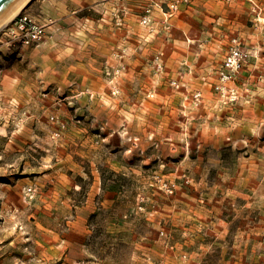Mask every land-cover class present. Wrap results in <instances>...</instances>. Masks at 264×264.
Returning a JSON list of instances; mask_svg holds the SVG:
<instances>
[{"label": "rangeland", "instance_id": "rangeland-1", "mask_svg": "<svg viewBox=\"0 0 264 264\" xmlns=\"http://www.w3.org/2000/svg\"><path fill=\"white\" fill-rule=\"evenodd\" d=\"M37 1L20 12L27 15ZM115 1L117 26L123 24L120 9L131 6L129 44L117 48L114 65L106 59L96 89H79V95L126 109L98 118L107 124L95 133L94 145L104 137L145 138L149 153L137 146L123 165L133 171L102 174L104 186L116 193L115 204L88 218L86 254L78 260L70 251L68 264H264V97L254 103L243 95L238 74L221 83L224 60L209 87L211 98L164 76L158 44L174 38V18L190 0ZM242 1L247 25L257 28L255 6ZM21 48L29 47L8 48L0 33V264H38L32 238L15 237H43L38 227L50 219L26 206L32 189L13 187L24 166L44 164L34 159L59 147L68 122L92 116L82 114L81 101L68 108L64 94L46 95L70 84L42 83L37 97H7L19 88L12 75L22 70L11 49ZM125 57L128 66L120 64ZM60 219L53 223L61 225Z\"/></svg>", "mask_w": 264, "mask_h": 264}, {"label": "crops", "instance_id": "crops-1", "mask_svg": "<svg viewBox=\"0 0 264 264\" xmlns=\"http://www.w3.org/2000/svg\"><path fill=\"white\" fill-rule=\"evenodd\" d=\"M248 1L260 10V16L255 20L259 23L257 28L255 24L254 27L247 25L246 4L242 0H190L180 6L173 22L174 38L163 40L157 48L162 55L164 76L171 75L173 80L191 91L200 90L205 98H211L209 87L217 81L216 71L224 60L230 41L237 39L250 55L238 73V86L243 95L247 93L254 103L259 102L264 97L263 84L258 79L264 72L261 25L264 22V0ZM130 9V5L120 9L123 20L120 26L113 20L118 11L115 0H38L25 9V13L37 23H50L46 29L48 37L37 47L11 49L12 57L22 70L12 75L14 86L19 88L7 97H37L42 83L45 84L43 88L50 83H54L53 88L60 87L59 84L78 85V88L62 86L58 91L50 89L46 95L64 94L66 107L81 101L82 114L92 115L91 120L86 116L83 120L68 122L59 147L51 148L44 157H32L36 163L43 160L44 164L24 166L22 178L13 187L15 191L32 189L34 198L25 203L26 206L50 219L38 227L43 237H15L21 242L24 238H32L37 246L34 258L38 264H51L53 260L68 264L70 251L76 252L78 260L83 259L87 251L88 218L96 210L111 209V204H115L116 193L104 186L102 174L133 171L126 168L127 157L132 156L137 146L141 153H149L150 140L145 138L136 143L129 139L118 141L104 137L102 143L94 145L95 133L107 124L98 118L126 109L119 105L102 107L91 103L86 95H79V89H96L95 83L106 59L107 63L114 65L117 48L129 44L127 35L133 32L127 19L131 17ZM128 62L125 57L120 64L128 66ZM140 62L143 66V59ZM184 66L189 67V73ZM67 117H71V110ZM26 126L32 124L24 127L31 129ZM163 142L164 139L160 145ZM122 152L124 163L120 160ZM47 161L49 164H45ZM124 164L127 165L123 167ZM55 217L61 218V225L53 223Z\"/></svg>", "mask_w": 264, "mask_h": 264}, {"label": "built area", "instance_id": "built-area-1", "mask_svg": "<svg viewBox=\"0 0 264 264\" xmlns=\"http://www.w3.org/2000/svg\"><path fill=\"white\" fill-rule=\"evenodd\" d=\"M255 8L257 10L255 18L257 19L260 16V10L257 7ZM46 27L47 25L37 23L30 16L19 12L1 28L0 33L8 48L30 47L39 45L47 39ZM262 33L264 37V25L262 27ZM249 57L250 55L241 47L237 39H232L223 61L220 82L228 83L233 81ZM258 78L264 84V76L262 75ZM198 96L199 93L194 94V98H198ZM230 96L233 99L236 98L234 90H230Z\"/></svg>", "mask_w": 264, "mask_h": 264}, {"label": "water", "instance_id": "water-1", "mask_svg": "<svg viewBox=\"0 0 264 264\" xmlns=\"http://www.w3.org/2000/svg\"><path fill=\"white\" fill-rule=\"evenodd\" d=\"M24 2H26V0H0V24Z\"/></svg>", "mask_w": 264, "mask_h": 264}, {"label": "bare ground", "instance_id": "bare-ground-1", "mask_svg": "<svg viewBox=\"0 0 264 264\" xmlns=\"http://www.w3.org/2000/svg\"><path fill=\"white\" fill-rule=\"evenodd\" d=\"M30 0H26L21 6H19L12 14H10L1 24L0 28L4 27L16 14L19 13L23 9V7L29 2Z\"/></svg>", "mask_w": 264, "mask_h": 264}]
</instances>
